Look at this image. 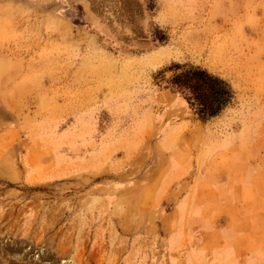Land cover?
Returning a JSON list of instances; mask_svg holds the SVG:
<instances>
[{
	"label": "rangeland",
	"instance_id": "rangeland-1",
	"mask_svg": "<svg viewBox=\"0 0 264 264\" xmlns=\"http://www.w3.org/2000/svg\"><path fill=\"white\" fill-rule=\"evenodd\" d=\"M0 264H264V0H0Z\"/></svg>",
	"mask_w": 264,
	"mask_h": 264
},
{
	"label": "trees",
	"instance_id": "trees-1",
	"mask_svg": "<svg viewBox=\"0 0 264 264\" xmlns=\"http://www.w3.org/2000/svg\"><path fill=\"white\" fill-rule=\"evenodd\" d=\"M170 86L187 99L190 107L203 121L219 116L232 102L234 92L223 78L202 67L175 64ZM163 75V72H160Z\"/></svg>",
	"mask_w": 264,
	"mask_h": 264
}]
</instances>
